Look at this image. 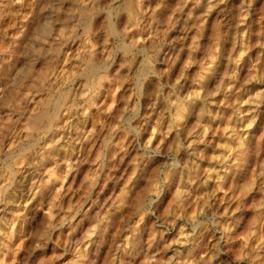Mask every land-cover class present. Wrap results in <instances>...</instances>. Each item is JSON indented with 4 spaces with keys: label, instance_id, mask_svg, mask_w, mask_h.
Segmentation results:
<instances>
[{
    "label": "clouds",
    "instance_id": "clouds-1",
    "mask_svg": "<svg viewBox=\"0 0 264 264\" xmlns=\"http://www.w3.org/2000/svg\"><path fill=\"white\" fill-rule=\"evenodd\" d=\"M0 264H264V0H0Z\"/></svg>",
    "mask_w": 264,
    "mask_h": 264
}]
</instances>
